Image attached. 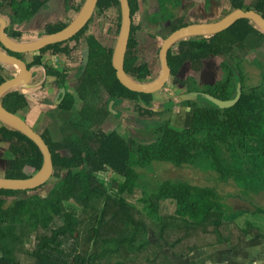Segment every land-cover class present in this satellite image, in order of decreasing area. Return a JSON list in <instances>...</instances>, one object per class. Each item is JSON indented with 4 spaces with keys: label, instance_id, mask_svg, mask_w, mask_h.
<instances>
[{
    "label": "trees",
    "instance_id": "obj_1",
    "mask_svg": "<svg viewBox=\"0 0 264 264\" xmlns=\"http://www.w3.org/2000/svg\"><path fill=\"white\" fill-rule=\"evenodd\" d=\"M47 1L0 0V9L7 4L13 22H20L33 16ZM229 1L232 9L254 10L264 17V0ZM111 9L119 11V29V0H98L91 18L74 37L41 49L68 55L71 49L64 43L75 40L78 46L82 38L87 41L88 61L85 69L77 73L78 95L83 102L79 114H73L68 122L66 116L75 100V95L68 92L56 107L59 114L65 115L59 129L61 137L55 138L48 126L41 132L54 162V183L47 193H38L45 184L28 190L0 189V264H179L174 263V257L185 260L193 251L203 250L200 246L205 244L235 246L237 240L246 239L254 225L247 221L242 228L237 223L236 218L244 211L264 215V206L252 202L257 195H264V86L247 84L251 76L245 70L253 61L257 66L261 61L247 62L244 58L251 44L264 41V34L251 20L240 18L208 37L179 41L182 55L169 54L175 71L186 61L198 68L202 58L218 55L222 76L216 81L218 87H213L217 90L214 96L231 98L240 82L239 99L226 108L204 98L187 100L183 104L194 107L189 126L174 125L170 119L143 118L145 126L153 128L154 137L127 138L117 130L100 126L111 113L109 101L127 98L136 102L139 118L156 112L138 101L140 96L148 99L151 93L133 91L119 81L112 65V47L104 46L92 32L88 33L89 24L103 19ZM78 10L79 6L74 9ZM136 11L134 7L131 13ZM66 24L62 20L50 22L47 32L60 30ZM135 44L130 35L125 69L142 79L147 72L134 63L131 47ZM47 68L50 75L58 78L59 85H66L67 70ZM258 69L264 78V68ZM4 79L1 76L0 83ZM100 91L105 92L106 99L101 100ZM101 101L104 105L99 106ZM3 103L22 115L29 99L13 90L4 96ZM0 136L10 142L13 154L6 164L5 176L28 177L41 167L43 155L33 140L5 125L0 126ZM156 161L176 167L192 166L202 173L211 171L212 180L234 187L235 192L221 193L218 184L209 185L211 179L206 175L203 183L182 178L155 180L150 174ZM28 167L32 173L26 172ZM103 173L111 174L108 180L102 178ZM138 190L143 197L137 201L146 204L144 215L134 214L135 206L129 203ZM223 197L244 199L251 209L234 208ZM166 200L175 203L173 213L161 212L160 204ZM146 216L154 224L158 238L154 242L149 237L150 227L143 221ZM224 224L228 225L227 234L220 232ZM209 227L214 240H194L198 232L207 234Z\"/></svg>",
    "mask_w": 264,
    "mask_h": 264
},
{
    "label": "water",
    "instance_id": "obj_2",
    "mask_svg": "<svg viewBox=\"0 0 264 264\" xmlns=\"http://www.w3.org/2000/svg\"><path fill=\"white\" fill-rule=\"evenodd\" d=\"M54 1L56 0H48L39 11H37L28 21L25 22L23 29H29L36 18H38L44 12L50 11ZM97 2L98 0H83V3L81 4L79 10L76 11L73 19L62 29L54 32H47L39 36H10L7 34L4 28L6 21L1 18L0 64L9 74H12V76L0 83V124L20 131L28 138L33 140L42 152L43 163L36 172L32 173L28 177H7L5 175H0V189H33L46 184L54 174L52 152L44 137L22 115L9 110L3 104L4 96L13 90L20 89L19 86L22 85L21 83L23 81L26 82L31 73V69H29L26 60L20 56L12 54L11 52L22 54L23 56L24 53L36 52L49 45L71 39L87 24L93 14V11L95 10ZM119 4L121 14L120 28L117 33V38L114 45L110 46L112 47V65L115 68L116 76L119 81L127 88L137 92L154 93L165 86L171 75V70L168 63V51L180 40L192 36L215 34L226 29L240 18L251 20L254 27L264 34V17L262 14L258 11L244 10L240 8H234L232 10L230 9L222 17L214 21L191 23L181 26L162 41L160 50L161 70L157 76L152 80L139 79L136 76L128 73L125 69V57L131 34L132 18L129 0H119ZM95 37L98 39L96 35ZM88 54L89 47L87 41H85L81 54L82 69L87 64ZM15 70L17 73L14 72ZM61 92L63 93L61 97H57L60 99L57 101L58 103L61 102L65 96V86L61 87ZM199 95L219 108L230 107L239 99L241 95V83H236L235 94L231 98L221 99L205 92H200V94L198 92H189L180 95L178 101L194 100L197 99Z\"/></svg>",
    "mask_w": 264,
    "mask_h": 264
},
{
    "label": "flooded vegetation",
    "instance_id": "obj_3",
    "mask_svg": "<svg viewBox=\"0 0 264 264\" xmlns=\"http://www.w3.org/2000/svg\"><path fill=\"white\" fill-rule=\"evenodd\" d=\"M243 4H245V3L243 2ZM164 5L168 6L166 11H163L164 9L162 7ZM129 6H130L131 11L134 7L138 8V11H136L134 14L131 13L132 26H131V34L130 35L133 38V40L136 42V44L131 47V50H132V56L135 58V62H134L135 65H138L140 67L143 66L144 68H146L147 76L145 78H142L145 80L154 79L157 76V74L160 72V70H161L160 50H161V46H162V41L168 35H170L173 31L180 28L181 26H184V24L187 25V24H191V23L209 22V21L217 20L220 17H222L225 13H227L230 9L232 10V8H233L232 4L229 0H189V1H185V0H172V1L164 0L163 4H162V0H129ZM5 7L10 11V13L7 14L9 16H7L8 18L6 20V23L4 24L5 25L4 28H5V31L7 32L8 35L14 36V37H33V36H39L41 34L47 33V24H49L50 22H55V21L59 20L58 18H56L58 15L55 14L52 16V19L50 22L42 25V24H40L39 21L37 22V20H35L29 29L24 30L23 28L25 26V22L28 21L32 16L30 18L24 19L20 22H13V19L11 17L12 11H11L10 7L8 5H6L3 8H5ZM3 8H2V10H3ZM177 9H180L182 11V13H180L179 15H176ZM157 11H162V12H157ZM120 16H121V14H120ZM176 25H180V26L175 28ZM41 27L43 28L42 33H40L38 31ZM0 28H1V23H0ZM116 28H117L116 31L118 32L119 29H118L117 25H116ZM88 33H91V32H88ZM88 33H86V34H88ZM208 36H210V35L192 36V37H188L185 39L199 40V39H202V38L208 37ZM82 41H83V43H82ZM85 41L86 40L83 38L80 41V43H82V44L79 45L80 46L79 47L80 61H79L77 71L75 73H73V71H70L71 73L68 72L67 83H66V85H64L66 87V93H65L63 100L59 103L57 101L60 100L59 98L63 94L61 92V87H63V85L62 84L59 85L58 82L55 81V84H57V86H58V88H57L58 91L56 93V96L59 97V98H56V96H55V101H53V102H57L56 107L64 101L66 94L68 92H72L75 95L74 103L76 102V97H78L80 99V101L83 102L82 98L79 97V95H78L80 93L78 92V86H77V83H78L77 73L79 72V70L82 72L86 67L85 66L82 69V66H81V62H82L81 54H82V49L84 47ZM145 41H146V43H148L147 49H146L145 45L143 47H141V45H140L141 42H145ZM75 45H76V43H75ZM175 45H174L175 47L172 46V48H170V50L172 49V52H170V50L168 51V63L170 66L171 75H170L168 81L166 82L165 86L162 89H160L154 93H151V96L148 99L140 96V98L138 100L139 103L144 105L146 108L152 109L153 111L166 113V114L171 113L172 110L174 109V107L176 108V106L185 105L183 103L187 100L178 101L180 95H182L184 93L198 92L200 94V92H205V93H209L212 95L216 94L217 90L213 87H218L216 81L218 79H220L222 76V70L220 68L221 57L218 55H213V54H209L208 56L202 58L201 62H200V66L198 64V68H194L191 61H186L185 63H183L179 67V69L177 71H175L173 63L171 62V59H170L171 56L169 57V54L171 53V54H176V55H182V53H183V51L181 50V46H180L179 42L176 43ZM106 47H108V46H106ZM45 52L46 51L42 52V50L36 51L35 59H37L38 57L41 58L42 54H44ZM11 53L15 54L17 56H20L24 59H25V56L27 54V53H24L23 54L24 57H23L22 54H18V53H14V52H11ZM218 58L220 59V61H219L218 68L215 70L217 72H221V73H220L218 78H214V74L210 70V64L214 59H218ZM35 59H34V62H36ZM26 62L28 64L29 69H31V71H32V64L28 63L27 60H26ZM185 66H186V69L182 70V69H184ZM44 68L46 71L45 75H47V73L49 74L48 68L46 66ZM61 68L64 69L63 65ZM5 71L6 70L4 68L2 70H0V77L2 76L5 79H7L6 77L9 78L12 76V74H9L7 71H6L7 75L4 74ZM14 72L16 73V70ZM138 73H140V72H138ZM72 77L76 78V83H75V85H73L74 87H69V85H70L69 79H71ZM57 79L58 78H56V80ZM46 82L47 81L45 79H43L40 86H42V87L44 86L45 88H48L49 86L47 85ZM169 83L171 85H175V87L177 89V93L175 95H170L169 93H166ZM20 89L22 90L23 88H20ZM19 92H20V90H19ZM99 93H100L101 100L104 98H107V95L105 94V92L100 91ZM167 94H168V96H167ZM46 95L47 94L42 95L43 98L41 99L42 103L43 104L45 103V105H48L47 109H49L46 112L47 118L45 120L43 119L44 123L47 121V119L49 120V122L56 120L55 116L59 115L58 112L54 113L53 110L51 109L52 107L50 106V100L48 99V97ZM90 95H91L92 102H95L96 97L92 91L90 92ZM199 97H200V95L198 96V98ZM198 98L194 99V100L200 101V98H202V97H200L199 99ZM124 99H127V98H124ZM120 102H115L114 100L109 101L108 109L111 110V112L114 111L113 109H115V107ZM129 102H130V99H129ZM132 103H134V104H132ZM132 103L130 104V107H131L132 111L134 112L135 111L134 108L137 107V103L133 102V101H132ZM122 104L123 103H120V105H122ZM26 112L24 114H26ZM138 116H139V114H138ZM66 118H68V116H66ZM134 119H135V117H134ZM63 121H64V119H63ZM59 123L60 122H58V124ZM31 125L33 127L35 126L34 128L37 129L36 128L37 125H33V124H31ZM0 126H1V124H0ZM47 126L49 127V129H51L50 123H47ZM37 131L39 132V131H44V130L37 129ZM8 160H7V163H8Z\"/></svg>",
    "mask_w": 264,
    "mask_h": 264
},
{
    "label": "rangeland",
    "instance_id": "obj_4",
    "mask_svg": "<svg viewBox=\"0 0 264 264\" xmlns=\"http://www.w3.org/2000/svg\"><path fill=\"white\" fill-rule=\"evenodd\" d=\"M172 1V0H170ZM185 1H189V0H185ZM164 3V0H162V4ZM168 6H163L162 8L164 9L163 11L167 10ZM8 9L6 8V11ZM157 12H162V11H157ZM217 12V11H216ZM176 15H179L180 13H182V11L180 9L176 10ZM219 13V12H218ZM105 17L103 19H99L98 22H91L88 26V31L92 32L93 34H95L99 41L104 45V46H113L116 38H117V31H116V25H117V21H118V17H119V11L117 9H111L106 11L105 13ZM224 14V13H223ZM67 22H70L69 19H67ZM40 33L43 32V28L41 27L38 30ZM73 42H71L72 44ZM83 43V41H82ZM81 43V44H82ZM141 47H143L144 45L146 46L147 49V45L148 43L145 42H141ZM145 48V47H144ZM60 57V58H59ZM56 58H59V62L57 63L58 67H62V63L64 62H68L70 63L66 65V67H64L65 70L70 71L71 70V65L74 66V69L72 70L73 73H75L77 71L78 65H79V61H80V50L78 49V53H77V59L76 56L75 58H73L72 56H57ZM244 58L248 61L251 60H260L261 62L258 63V66L255 65L253 62L251 64V66L245 67V70L248 71V74L251 76L250 80L247 81V84L249 85H254V84H262V86H264V78L261 75V70L258 69L259 67L264 68V41H262L261 43H256V44H251L250 45V49L248 52L244 53ZM219 61L220 59H214L211 64H210V70L213 72L214 74V78H218L221 72H217L215 69L218 68L219 65ZM263 62V63H262ZM258 67V68H257ZM186 66L184 67L185 70ZM71 73V72H70ZM70 80V85L73 86L76 83V78H71ZM174 87V88H173ZM169 91V92H168ZM166 93H169L170 95H175L177 93V89L175 87V85H171L169 83L168 87H167V91ZM168 96V94H167ZM82 103V102H81ZM130 103V102H129ZM46 106V105H45ZM180 107V106H179ZM80 108V102H77V104L74 106L73 110L75 112L78 111V109ZM47 109V108H46ZM45 108L40 107L39 109V114H37L38 118H42V120L40 121V123L37 125V123H34L35 125H37V129L40 130H44L45 126H47V121L44 123L43 119L44 117L47 118V113ZM191 109V108H190ZM185 109L183 107H180L178 112H172V115L170 117V114H162V118L164 119H170L171 122L174 123V121H172V119L175 118H180L183 120H177V122H175L176 124H188V121L192 119L193 116V112L191 114H188V112L186 111L185 113ZM23 113H25L26 111L22 110ZM135 114V112H134ZM133 112H129L127 110H124L122 112L121 118L119 119V123L118 122H112L111 124H107L106 126L108 128H118L119 131L124 135L127 136L130 134V132L132 131V129L135 128L134 123L138 122L139 116L138 115H134ZM135 117V122L133 121V119L131 117ZM63 118V117H62ZM57 119H59V116L56 117V121ZM64 119V118H63ZM150 119H158L157 116H151ZM61 120V118H60ZM187 120V121H186ZM68 122L71 123V119L70 117L67 120ZM61 122L55 123L52 122L51 124V129H52V134L55 138H59L60 136V130L61 129ZM134 131V130H133ZM43 131H40V133ZM140 136H145L146 133H139ZM148 135V134H147ZM152 134L148 135L149 137H151ZM9 144L10 142L8 140L2 139L0 137V175H5L6 172V164H7V160L8 158H10V156L13 154L10 153L9 151ZM11 156V157H12ZM195 167L192 166H187V167H176L170 163H162L159 161H156V163L154 164V171L150 174L154 177L155 180H157L158 178H161V180L167 179V178H171V179H179L182 178L185 181L188 182H192V183H203L205 182V175L211 179V182L209 183V185H213V184H218L217 189L221 192V193H225V191H229L231 193L235 192L234 187L229 186L226 183H216L214 180H212V176L214 174H212L211 171L202 173V171H200L199 169H194ZM26 172L27 173H32L33 169L30 167L26 168ZM102 178H104V180H108L109 176H111V174H107V173H103L101 174ZM160 180V181H161ZM54 183V179L51 178L44 186H42L39 190L38 193L41 195H45L47 193V191L53 186ZM37 192V191H36ZM136 197L134 199H129V203L133 204L135 206V210H134V214H136L137 212L140 213H144L146 214V211L144 210L145 207V203L143 201H137V198L139 197H143V195H141V191L138 190L135 193ZM225 201L230 202V204L233 205L234 208H243V209H251L250 203L244 199H240V198H224ZM252 202H254V205H262L264 206V195L259 194L257 195V197L252 198ZM161 212L163 213H170V212H174V208H175V203L172 202L171 200H166L161 202ZM163 209V211H162ZM143 210V211H142ZM143 214V215H144ZM247 216H250L251 221L248 220V218H245ZM245 220H247L248 222L253 221V219L255 220V222L253 221V224H255L256 226H254V228H251V230L248 233V236L246 237V239H241V240H237V242H235V248L232 249L230 255L233 258L235 256V263L236 264H244L243 262L248 261V257L246 258V256L250 255L251 256H256L254 259L257 260H249L248 263L246 264H264V215L263 214H249L247 215V212L244 211L243 214L239 217L236 218V221L239 223V225L243 224L245 225ZM150 218H148L147 216L143 219V221H145L149 228V237L151 239L152 242L156 241L158 238L155 237L154 234V224L152 221L149 220ZM246 227V226H244ZM207 234H201V233H197L194 236V240L197 241L199 240L200 243H205L207 241H210L211 239L214 240L215 238V234H211V238H210V231L211 228L209 227L207 230ZM228 231V225L224 224L220 227V232L221 234H227ZM114 233V231L112 232ZM208 238V239H206ZM247 241V242H246ZM225 244V243H222ZM200 248H203V250L200 249V257H201V264H223L224 263V259L229 258V256H227V253L224 252L223 250H221V246L220 248H217L216 250H213L211 252V246H209L208 244L200 246ZM155 250V249H154ZM160 251V253L162 254V250L157 249ZM194 252V251H193ZM192 252V253H193ZM211 252V253H210ZM197 252H194L193 254H190L189 256H195ZM173 257V256H172ZM160 259H162V256H160ZM184 260V258H183ZM176 262V260L174 261ZM185 262V261H184ZM182 264V263H180Z\"/></svg>",
    "mask_w": 264,
    "mask_h": 264
},
{
    "label": "crops",
    "instance_id": "obj_5",
    "mask_svg": "<svg viewBox=\"0 0 264 264\" xmlns=\"http://www.w3.org/2000/svg\"><path fill=\"white\" fill-rule=\"evenodd\" d=\"M6 1H10V0H6ZM66 2H67L68 5L65 4ZM82 3H83V0H68V1L67 0H56V1H54L52 3L50 11H46L47 13L44 12L38 18H36V20H37V22L39 21L40 24L43 25V24H46V23L50 22L51 19H52V16L57 14L58 16L56 18L68 23L67 19H69V20L73 19V17L76 14L74 9L77 6H79V8H80ZM6 5L7 4H4L2 6V8L4 6H6ZM8 13H10V11L9 10L6 11V7L3 8V10L0 9V20H1V18H3L6 21L7 18H8L7 16H9V15H7ZM71 42H73V43L71 44ZM75 43H76V41L72 40V41H70L68 43H64L63 44V46L67 45L69 47V49H71V52L68 55L65 54V53L56 54V53L52 52L51 50H47L44 54H42V57L40 58V61L34 62V59L36 57V55H35L36 52H30V53L26 54L25 59L28 61V63L32 64V71L30 73V76L27 78L26 82L23 81L21 83L22 85L19 86V88H23V89L22 90L18 89L17 91L20 90V92L24 93L29 99V105L26 108H24V111H27L26 114H24L23 112H21V114H23L24 117L31 124L35 125L34 123H37V125H38L40 123V121L42 120V118H38L37 117V114H39L40 107H43V108L46 109L47 106H48V105L45 106V103L43 104L42 101H41V99L43 98L42 95H44V94H47L46 96L50 100V106L52 107L51 109L53 110V112L54 113L58 112L57 109H56V102H53V101H55V96H56V93L58 91V89H57L58 86H57V84H55L56 77L53 76V75H49L48 73H47L48 76L45 75L46 71H45L44 67L45 66L46 67H55L57 69L64 70V69H62V68L57 66V63L59 62L58 59L60 57L59 58H56V57L57 56H72L73 58H75V56H76V59H77V53H78V49H79L80 46L79 45L76 46ZM108 47H110V46H108ZM67 64L70 65V63H68V62L62 63L63 68L66 67ZM73 69H74V66L71 65V70L70 71H72ZM70 71H67V73L70 72ZM12 72H13V70H12ZM16 73H17V71H16ZM4 74L7 75L6 71L4 72ZM6 78H8V77H6ZM43 79H45L47 81L46 83L49 86L48 88H45L44 86L43 87L40 86L42 81H43ZM69 87H74V86L69 85ZM56 98H57V96H56ZM77 102H80V108H81L82 103H81L80 99L78 97H76V102L73 104L71 110L69 111V115H67L68 118L71 117L73 114H76V115L79 114L80 108L78 109L77 112H75L73 110V108L77 104ZM130 102L132 103L131 100H130ZM120 103H123V104L120 105ZM120 103H118V105L115 107V109H113L114 111H112L111 113H108L105 116V118L101 121L100 126L102 128H104L105 130H107V129H109V130H117L120 134H122L117 127L116 128H108L106 126L107 124H111L112 122H115V121L119 123V119L121 118L122 112L124 110H127L129 112H133L131 107H130L131 103H129V99H124ZM132 104H134V103H132ZM100 105H104V103L101 101L99 106ZM180 107H183L188 112V114H191L194 111V107L192 105H190V104L181 105ZM180 107L179 106H176V108L174 107L172 112H178ZM134 109H135V111H134L135 114L138 115V112L136 111V107ZM48 110L49 109H46L45 112H47ZM186 111H185V113H186ZM134 112H133V114H134ZM155 112L156 113L152 114V115H141L142 117H140L138 119V122L134 123L135 128L132 129L130 134L127 135V136H124L123 134L122 135L124 137H127V138H129L130 136H138L140 138H145V139H149V138L154 137L153 128H147V126H145V124H144V119L143 118L152 120V119H150L151 116H157L158 119H162V114H164V113L157 112V111H155ZM172 112L169 113L170 117L172 115ZM58 116H59V119H57V121L54 120V121H50L49 122V120L47 119V122L50 123V126L53 125V124H51L52 122L58 123L60 121H63L62 116H65V115L59 114V115H56L55 117H58ZM60 118H61V120H60ZM45 119H46V117H44V120ZM132 119H133L134 122L136 121L134 119V117ZM177 120H183V119L175 118V119H172V121H174V123L173 122H171V123L174 124V125H178V126H189L190 122H191V120H189L188 124L181 125V124H176L175 123V122H177ZM139 133H146V135L142 137V136L139 135ZM147 134L148 135L152 134V135H151V137H149ZM249 214H251V213H249ZM247 215H248V213H247ZM245 218H248V220L251 221L250 216H247ZM245 218H244L245 225H244V223L240 225L242 227H243V225L246 226L247 220H245ZM253 221L255 222L254 219H253ZM253 221H252V223H253ZM253 225L256 226L255 224H253ZM220 246H221V248H220ZM217 248H220L221 250H223L224 252L227 253V256H229L231 251H232V249H234L235 246H229L228 244L211 245V248H210L211 252L213 250H216ZM194 252H197L195 256H188L187 259H185V260H183V258H182V260H177L176 257H174V260H176V262H174V263H179V264L180 263H182V264H201V262H200L201 261L200 250H195ZM255 257L256 256H251L250 257V255H248V256H246L248 261L243 262V263L246 264V263L249 262V260H253ZM234 259H235V256L232 258L231 255H230L229 258L224 259L225 261H224L223 264H236L234 262L235 261ZM254 260H257V259H254ZM204 264H206V263H204Z\"/></svg>",
    "mask_w": 264,
    "mask_h": 264
},
{
    "label": "clouds",
    "instance_id": "obj_6",
    "mask_svg": "<svg viewBox=\"0 0 264 264\" xmlns=\"http://www.w3.org/2000/svg\"><path fill=\"white\" fill-rule=\"evenodd\" d=\"M2 139H3V138H2ZM5 140H6V139H5ZM9 151H10V150H9ZM10 153H11V152H10ZM11 156H12V155H11ZM11 156H10V157H11ZM8 159H9V158H8Z\"/></svg>",
    "mask_w": 264,
    "mask_h": 264
}]
</instances>
